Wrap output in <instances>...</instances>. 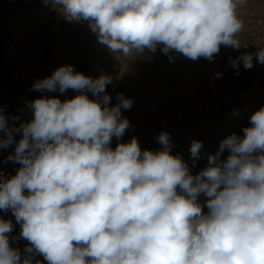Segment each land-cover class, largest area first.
Listing matches in <instances>:
<instances>
[{"label": "clouds", "instance_id": "clouds-1", "mask_svg": "<svg viewBox=\"0 0 264 264\" xmlns=\"http://www.w3.org/2000/svg\"><path fill=\"white\" fill-rule=\"evenodd\" d=\"M44 3L69 22L87 21L102 45L125 57L159 46L170 61L172 53L213 61L221 46H242L245 0ZM254 55L264 64V47L230 63L250 69ZM111 82L65 65L33 89L78 95L34 99L33 118L19 128L0 109V149L15 142L7 159L20 165L14 176L0 174V211H11L28 242L22 258L10 243L12 221L0 218V264H41L37 255L47 264H264V106L243 136L224 139L191 175L167 132L158 151L142 150L135 137L111 147L130 127L121 109L133 103L121 93L109 107ZM14 131L22 133L18 142ZM201 147L192 142L193 157Z\"/></svg>", "mask_w": 264, "mask_h": 264}, {"label": "rangeland", "instance_id": "rangeland-1", "mask_svg": "<svg viewBox=\"0 0 264 264\" xmlns=\"http://www.w3.org/2000/svg\"><path fill=\"white\" fill-rule=\"evenodd\" d=\"M238 14L243 22L237 37L242 44L239 49L221 46L213 61H193L172 53L174 61H170L159 46L155 53L147 49L127 57L112 53L98 41L87 21L69 22L44 0H0V109L9 125L19 128L33 118L30 103L34 99L57 97L63 101L79 94L72 89L64 93L33 89L35 82L59 67L71 65L74 72L92 78L108 75L112 80L106 86L109 107L119 103L121 93L133 101L130 109H121L130 127L119 140L113 137L111 147L135 137L142 150L158 151L162 145L157 138L167 132L172 154L180 156L189 173L196 175L224 139L232 134L243 136L250 116L264 106V64L255 55L250 69L242 62L238 69L230 63L242 53L255 54L264 47V0H245ZM86 94L97 98L91 92ZM21 136L13 132L14 141ZM193 141L202 142L198 157L190 151ZM14 149L15 142L0 149L4 177L14 176L20 167L7 159ZM227 155L225 152L221 158ZM0 218L12 221L10 243L21 249L23 258L28 242L19 238L20 225L11 211H0ZM35 259L47 264L42 256Z\"/></svg>", "mask_w": 264, "mask_h": 264}]
</instances>
